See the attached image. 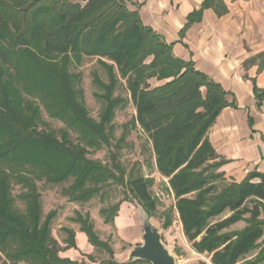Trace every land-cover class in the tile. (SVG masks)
Here are the masks:
<instances>
[{
  "label": "trees",
  "instance_id": "trees-1",
  "mask_svg": "<svg viewBox=\"0 0 264 264\" xmlns=\"http://www.w3.org/2000/svg\"><path fill=\"white\" fill-rule=\"evenodd\" d=\"M199 14H190L184 29ZM71 57H98L111 71L110 83H102L109 104L100 122L78 98L67 69ZM114 68L127 79L136 121L151 140L159 172L168 178L193 249L207 253L213 264L264 262V172L217 186L224 180L219 169L226 160L219 158L207 132L229 105L219 82L175 56L173 45L123 0H0V264H91L60 256L76 246L75 232L69 230L65 246L52 235L56 210L42 219L37 179L59 184L73 178L64 191L76 201L90 200L117 181L129 187L133 199L125 200H137L152 215L153 179L132 173L126 178L119 162L111 167L88 156L90 148L111 144L106 127L119 102L112 96ZM27 95L38 97L67 127L59 133L40 128V103ZM259 97L264 98V89ZM69 129L79 134L78 142ZM14 181L23 187L19 196L25 212L14 205ZM119 208L117 203L111 211L103 209L105 221ZM74 219L94 246L114 254L89 217L78 212ZM241 220L248 224L233 230ZM129 263L111 259L102 264Z\"/></svg>",
  "mask_w": 264,
  "mask_h": 264
},
{
  "label": "crops",
  "instance_id": "crops-1",
  "mask_svg": "<svg viewBox=\"0 0 264 264\" xmlns=\"http://www.w3.org/2000/svg\"><path fill=\"white\" fill-rule=\"evenodd\" d=\"M123 1L140 14L145 25L173 45L175 56L192 61L226 91L229 105L207 132L219 158L226 160L219 169L225 173L223 181H242L252 171L264 172V98L259 97L264 89V0H209L207 6L205 0ZM194 11H200L199 16L184 29ZM118 212L110 227L128 247L121 251L114 249L107 260L123 262L131 245L142 241L143 228L130 204H121ZM173 223L188 242L180 217H175ZM173 223L166 227L165 236L172 237ZM69 230L75 232L76 246L61 250L60 256L102 264L95 257L98 247L89 241L81 225L68 226ZM67 239L62 246L67 244ZM191 250L199 259L207 254ZM257 252L255 249L250 255ZM189 259L178 253V264H190ZM131 264L151 263L138 260ZM209 264L213 263L209 261Z\"/></svg>",
  "mask_w": 264,
  "mask_h": 264
},
{
  "label": "rangeland",
  "instance_id": "rangeland-1",
  "mask_svg": "<svg viewBox=\"0 0 264 264\" xmlns=\"http://www.w3.org/2000/svg\"><path fill=\"white\" fill-rule=\"evenodd\" d=\"M104 60L110 64V61L107 59ZM67 69L72 75L71 78L75 89L78 91L79 100L88 109L90 117L100 122L109 104L107 89L104 84L110 83L111 71L107 66L101 63L98 57H83L81 61L71 57L67 64ZM113 73L116 75L117 82L113 88L112 96L118 98L119 102L114 109L115 112L112 120L108 122L106 127L111 144L104 143L101 147L90 148L88 156L102 161L104 164L111 167H113L115 161L119 162L126 171V178L132 173L134 177L141 175L153 179L150 183V191L156 201V208L152 211L151 218L162 230L163 240L170 245L172 250L176 253L177 264L178 253L184 254L187 258H190L187 260L190 264H209V261H211L210 256L206 254L203 258L199 259V256L192 252L191 249L193 248L191 243L183 239L180 230L176 228V223H173L174 218L179 217L174 192L169 185L168 178L164 177L157 168L156 156L148 134L136 121V108L127 87V79L122 77L116 68H114ZM153 81L154 85L162 83L161 81ZM27 97L40 103V128L53 130L59 133L61 128L67 127L62 119L50 116L47 108L38 97L30 95H27ZM69 132L73 141L78 142L79 134L71 129H69ZM116 172L118 173L119 171L116 170ZM72 181L73 178L63 183L54 184L47 182L45 179L36 180L38 189L41 193L42 219H44L50 211L56 210V215L51 225L52 235L60 244L65 243V238L70 235L68 226L71 227L75 225L77 227L81 225L79 221L74 219L79 212L84 217H89L96 233L102 240L107 241L111 248L113 247V252L115 250L121 251L128 247V243L114 235V228L110 227V222L105 221L107 213H105L103 209L111 211V207L117 203H120V205L128 203L135 217H137V213L139 217L138 201L125 200L127 196L128 198H132L129 187L120 182L111 180V183L106 185L101 193L96 194L90 200L76 201L71 200L70 195L64 191ZM225 184L224 181H218V189H221ZM22 191V185L14 181L12 194L15 198L14 205L19 212L26 211V202L19 196ZM228 214H230V211H226L224 215ZM246 216H249V214ZM167 221H169L170 224L173 223L174 226L172 237L168 234L165 236L167 227L165 224ZM247 224V221L244 220V222L242 221L232 226V229L238 230V228L244 225L246 226ZM95 257H98L104 262L112 256L105 247H98ZM251 257L252 254L249 255L248 259ZM131 263L133 262L129 264ZM20 264H24V262ZM261 264H264V262Z\"/></svg>",
  "mask_w": 264,
  "mask_h": 264
},
{
  "label": "water",
  "instance_id": "water-1",
  "mask_svg": "<svg viewBox=\"0 0 264 264\" xmlns=\"http://www.w3.org/2000/svg\"><path fill=\"white\" fill-rule=\"evenodd\" d=\"M138 205L143 228L142 241L130 247L123 262L144 260L151 264H177V255L163 240L162 230L144 206L140 203Z\"/></svg>",
  "mask_w": 264,
  "mask_h": 264
}]
</instances>
